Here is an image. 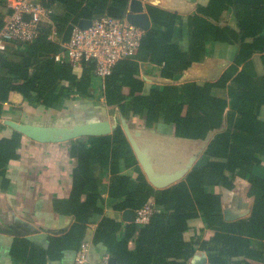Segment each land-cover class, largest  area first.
<instances>
[{
	"label": "trees",
	"instance_id": "obj_1",
	"mask_svg": "<svg viewBox=\"0 0 264 264\" xmlns=\"http://www.w3.org/2000/svg\"><path fill=\"white\" fill-rule=\"evenodd\" d=\"M4 1L0 0V30L5 16ZM45 1L56 7L52 19L61 41L51 39L52 28L48 26L42 28L34 42L17 46L7 54L0 53V116L3 103L11 93L18 92L34 110L39 107L61 110L70 101H100L102 97L104 108H117L123 116L137 117L149 128L174 125L175 136L179 138L205 139L210 131L221 127L225 116L228 127L215 136L205 151V156L215 160L194 166L184 180L162 190H155L147 181L121 126L111 135L77 140L72 155L78 159V166L69 199L77 222L65 235L52 238L50 248L40 249L37 262L35 259L29 264H44L46 255L54 258L72 244L74 250L79 248L88 216L101 212L97 202L106 171L113 175L109 197L114 211L138 210L151 201L156 205L148 224H127L120 239V221L105 216L100 222L94 243L106 246L117 264H187L196 246L185 241L183 235L189 221L196 218L202 219L206 229L214 231L213 238L200 242L198 247L210 253L209 264H264V178L253 174V168L264 156V122L258 118L264 105V76L256 77L252 62L249 63L258 44H240L234 63L216 82H188L146 91L140 78L141 65L151 63L161 67V76L174 80L193 63L204 59L212 40L228 44L243 40L229 27H219L208 20H218L229 6L238 13L243 23L241 29L252 35L251 31L259 29L251 22H264V7L262 10L258 7L264 6V0H209L207 5H199L187 17L188 50L180 45L182 32L176 35V30L184 26L182 17L149 6L152 26L143 34L137 55L119 61L100 90L95 88L98 78L93 74V65L81 68L79 75L68 63L56 62L54 56L81 19L93 20L104 15L122 19L130 0ZM244 23H249L251 31ZM241 65L245 66L239 71ZM22 137L13 131L10 138L0 139V157L5 155L2 165H7L9 159L20 158ZM121 161L126 169L138 172L136 179L118 174ZM98 166L103 172L100 178L95 176ZM237 178L249 183L247 196L254 198V204L248 217L227 221L222 194L215 192V188L233 190ZM83 195L86 200L79 202ZM133 240L135 249L129 250ZM33 249L30 241L15 240L12 256L24 258L26 251ZM237 258L242 259L234 260Z\"/></svg>",
	"mask_w": 264,
	"mask_h": 264
},
{
	"label": "crops",
	"instance_id": "obj_2",
	"mask_svg": "<svg viewBox=\"0 0 264 264\" xmlns=\"http://www.w3.org/2000/svg\"><path fill=\"white\" fill-rule=\"evenodd\" d=\"M142 1L147 11L149 6H153L177 13L182 17L184 26L182 29L176 30V35L179 36L182 32L180 45L184 50H188L187 17L195 13L199 5H207L209 0ZM262 5H258L259 10L264 7ZM208 20H211L213 24L219 27H229L237 32L240 37H244V39H238L234 44L212 40L204 59L193 63L190 68L174 80L161 76V67L151 63L142 64L140 67V78L145 83L146 91L151 88L182 85L188 82H216L234 63L241 50L240 44L242 43L258 44V49L253 50L251 53L252 55L249 58L251 61L249 63L252 62V71L256 77L261 78L264 76V22L262 20L251 22V24H256L259 29L257 31H251L248 28L249 23H244L248 30L253 32L252 35H248L244 29H241V27L243 28V23L233 6H229L228 9L224 10L218 20L211 18H208ZM53 37L55 41H61L59 34ZM244 66L241 65L238 70H242ZM76 70L80 75L81 69ZM103 87V81L96 79L95 88L100 90ZM91 92L93 93L94 90L91 89ZM102 102H104V99L101 97L100 101H97V99L94 101H70L61 110H46L42 107L34 110L27 105L20 93L13 92L10 94L9 100L2 105L0 139L10 138L13 131L19 132L11 126L10 122L18 125L29 124L46 127L60 125L71 128L73 123H85L93 119V116L99 115L96 118H107L111 126L114 123H116V127L121 126L135 156L136 153L132 141L138 144L146 153L155 171L163 174V172L174 169L179 170L191 163L186 175L172 184L174 185L184 180L194 166L215 160L205 156V151L215 136L224 132L228 127L225 116L221 127L210 131L205 139L179 138L175 136L174 125L159 124L149 128L143 120L137 117L128 119L117 108L114 110L104 108ZM258 118L264 122V105L260 107ZM113 132L114 129L105 135H79L68 140L45 143L35 141L19 132L23 135L21 146L18 149L20 158L18 160L9 159L7 165H2L1 163L5 161V155H3V158L0 157V264H29L31 261L35 262L38 253H41L40 249L48 250L50 248L52 238L63 236L71 230L77 219L74 214V207L72 208L69 199L74 185V171L78 166V159L72 155V146L77 140L111 135ZM138 165L149 182L139 161ZM102 173V169L98 166L95 169V176L100 178ZM118 174L126 175L133 179L138 177V172L133 168L126 169L123 161L120 162V172ZM253 174L259 178H264V156L261 157V163L253 168ZM102 177L100 182L102 191L97 202L101 212L90 213L85 223V228L82 230L83 239L80 246L84 242L89 244L87 264H99L105 255H109L106 246L94 243L95 232L105 216H111L122 223L118 239L123 236L127 224L136 223V220L135 222L124 220L123 212L127 209L118 212L111 208L112 201L109 197V185L113 175L110 171H106ZM234 183L235 187L233 190H227L222 187L215 188V192L222 194L223 215L227 221H236L248 217L254 204V198L247 196L249 183L241 178H237ZM149 184L155 190H162L172 186L157 189L150 182ZM86 198V195L81 196L79 202H84ZM188 226V230L183 235L184 240L193 242L196 249L193 258L187 264H209L208 256L210 253L198 247L200 242L212 239L214 231L206 229L201 218L189 221ZM21 239H26L33 243L34 249L33 251H26L24 258H15L12 256L13 244L15 240ZM74 245H70L62 253L61 251L57 252L54 258L49 257V254L46 255L44 264H75L76 252L80 246L77 250H74ZM135 246L136 244L133 240L129 243L128 248L129 250H134ZM240 259L242 258L234 260Z\"/></svg>",
	"mask_w": 264,
	"mask_h": 264
},
{
	"label": "built area",
	"instance_id": "obj_3",
	"mask_svg": "<svg viewBox=\"0 0 264 264\" xmlns=\"http://www.w3.org/2000/svg\"><path fill=\"white\" fill-rule=\"evenodd\" d=\"M55 7L45 0H5L3 26L0 30V53L7 54L17 46L34 42L42 28H52L51 39L57 32L52 15ZM144 31L129 23L126 17L117 19L108 15L91 20V26L81 29L74 25L69 40L54 59L68 63L74 69L93 65V74L105 83L113 67L121 60L134 58L140 48ZM156 205L148 202L136 211V223L148 224ZM89 244L84 242L77 250L75 264H87ZM105 255L99 264H112Z\"/></svg>",
	"mask_w": 264,
	"mask_h": 264
},
{
	"label": "water",
	"instance_id": "obj_4",
	"mask_svg": "<svg viewBox=\"0 0 264 264\" xmlns=\"http://www.w3.org/2000/svg\"><path fill=\"white\" fill-rule=\"evenodd\" d=\"M126 19L129 23L141 28L144 32H148L151 29V18L148 11L145 9L142 0H130ZM78 25L83 30L87 29L91 26V20L81 19ZM96 116L99 115L93 116V119L88 120L85 123H73L71 128H66L67 126L60 125L46 127L40 125L33 126L29 124L18 125L14 122H10V124L13 128L25 136L43 143L68 140L79 135H105L109 134L113 129L115 130L116 123L111 126L109 121H107V118H96ZM132 145L137 159L141 163L149 182L157 189L168 187L182 179L188 172L191 165V163H188L184 168L179 170L174 169L161 174L160 172L154 170L150 160L146 156V153L139 147V145L134 141H132ZM123 218L127 222H135L136 211L133 209L125 210L123 212ZM110 261L112 264H116L115 258H111Z\"/></svg>",
	"mask_w": 264,
	"mask_h": 264
},
{
	"label": "rangeland",
	"instance_id": "obj_5",
	"mask_svg": "<svg viewBox=\"0 0 264 264\" xmlns=\"http://www.w3.org/2000/svg\"><path fill=\"white\" fill-rule=\"evenodd\" d=\"M57 10V9H56Z\"/></svg>",
	"mask_w": 264,
	"mask_h": 264
}]
</instances>
